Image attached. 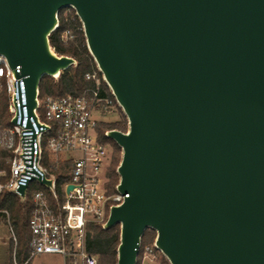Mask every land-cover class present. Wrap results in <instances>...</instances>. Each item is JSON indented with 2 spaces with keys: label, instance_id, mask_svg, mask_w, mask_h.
<instances>
[{
  "label": "water",
  "instance_id": "1",
  "mask_svg": "<svg viewBox=\"0 0 264 264\" xmlns=\"http://www.w3.org/2000/svg\"><path fill=\"white\" fill-rule=\"evenodd\" d=\"M67 6L129 122L107 131L129 194L104 225H121L117 264L147 228L171 264H264V0H0L31 114L42 77L76 63L50 43Z\"/></svg>",
  "mask_w": 264,
  "mask_h": 264
},
{
  "label": "built area",
  "instance_id": "2",
  "mask_svg": "<svg viewBox=\"0 0 264 264\" xmlns=\"http://www.w3.org/2000/svg\"><path fill=\"white\" fill-rule=\"evenodd\" d=\"M26 77L21 65L12 66L0 54V115L5 91L11 122L16 119L10 127L0 124V148L11 153L9 169L0 170V176L7 178L0 183V193L8 190L25 199L30 182L39 184L30 193V258L49 253L61 255L64 264H99L98 256L87 247L88 227L91 223L104 226L112 207L120 206L129 196L118 189L120 181L114 189L110 184L114 149L98 128L111 111L112 100L101 95L97 73L92 72L86 77L95 79L97 86L83 94L41 98L38 89L31 114ZM26 184L22 196L19 189ZM0 215L9 221L8 210L0 209Z\"/></svg>",
  "mask_w": 264,
  "mask_h": 264
},
{
  "label": "trees",
  "instance_id": "3",
  "mask_svg": "<svg viewBox=\"0 0 264 264\" xmlns=\"http://www.w3.org/2000/svg\"><path fill=\"white\" fill-rule=\"evenodd\" d=\"M58 17V27L50 35L51 46L58 55L71 56L76 60V63L63 70L58 77L44 75L39 84L40 97L44 98L47 95L59 96L67 93L83 94L97 86L95 79H88L86 77L87 73L96 72L98 74L97 77L100 78L99 86L101 95L111 99L113 105L120 107L88 48L83 23L76 10L70 6L63 7L59 10ZM66 32H68V35L65 38ZM1 98V112L2 110H7L9 113L8 98L5 91H3ZM122 117L121 120L115 122H101L98 127L101 137L109 141L114 147L112 165L109 170L110 184L113 189L120 180L117 168L122 159V149L105 132L110 129H118L124 132L128 131V118L124 114ZM0 124H2L1 117ZM10 154V150L0 148V170L9 169L8 158ZM6 180V177L0 176V183H4ZM0 209L8 210L9 223L14 233L10 245L9 264H30L32 260L30 258L31 250L29 245L32 238L30 218L33 209L30 195L28 194L25 199H22L14 192L4 190L0 193ZM155 237V229L147 228L145 230L141 238V249L139 250L136 264H141V255H143L144 246L148 243L151 244ZM120 238L121 225L119 223L110 228H105L101 223H91L88 227L87 247L91 253L98 256L99 264H117ZM160 264L171 263L166 257H163Z\"/></svg>",
  "mask_w": 264,
  "mask_h": 264
},
{
  "label": "rangeland",
  "instance_id": "4",
  "mask_svg": "<svg viewBox=\"0 0 264 264\" xmlns=\"http://www.w3.org/2000/svg\"><path fill=\"white\" fill-rule=\"evenodd\" d=\"M69 12V11H67ZM103 75V73H102ZM98 76V74H97ZM100 82V78L97 77ZM104 78V76H103ZM100 84V83H99ZM120 106V105H119ZM123 114L126 115L122 109V107H118L116 105H113L111 107V111H108L105 116H103L102 122H115L118 120H121L123 117ZM1 121L2 124L6 127H10L12 125L11 122V114L8 113V111L1 112ZM129 125V124H128ZM49 134L45 135V142H44V149L47 150V138ZM113 147V145H112ZM114 149V147H113ZM46 154V152H45ZM114 154V151H113ZM113 159V155H112ZM112 165V161H111ZM120 181V180H119ZM39 186L38 182L31 181L30 186L28 188V194ZM157 231H156V237L154 241L150 244H146L143 248V255H141V264H160V261L163 257H166L165 254L162 252L160 248L156 246V239H157ZM14 237V233L12 230V227L8 221V219L4 215H0V264H9L10 261V245H11V239ZM141 249V246H140ZM139 249V250H140ZM167 258V257H166ZM168 259V258H167ZM30 264H64V259L59 254H49V253H43L36 255L32 258Z\"/></svg>",
  "mask_w": 264,
  "mask_h": 264
}]
</instances>
